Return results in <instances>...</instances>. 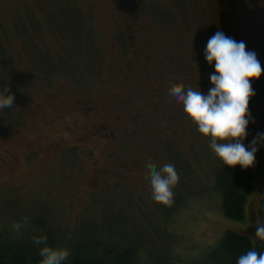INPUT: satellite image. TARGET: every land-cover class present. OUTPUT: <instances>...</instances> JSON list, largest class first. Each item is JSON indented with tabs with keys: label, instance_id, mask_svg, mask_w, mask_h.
Listing matches in <instances>:
<instances>
[{
	"label": "rangeland",
	"instance_id": "1",
	"mask_svg": "<svg viewBox=\"0 0 264 264\" xmlns=\"http://www.w3.org/2000/svg\"><path fill=\"white\" fill-rule=\"evenodd\" d=\"M117 3L0 0V87L15 97L11 116L0 109V235H46L50 246L72 251L80 243L96 257L114 245L128 246L141 264H205L226 230L252 227L255 235L264 146L251 166L245 218L225 216L220 182L228 165L182 104L170 102L169 87L208 91L215 69L203 50L218 30L243 40L264 68V3L124 0L123 20ZM130 26L138 30L133 61ZM39 55L48 63L45 71ZM251 79L255 122L248 125L246 144L264 131V73ZM70 96L95 98L99 111L63 121L51 105ZM93 122L114 128L116 145L90 135L85 125ZM55 138L62 150L50 144ZM94 160L106 170L96 169ZM132 160L151 163L153 170L175 164L180 178L173 203L153 200L147 168L132 179L117 168Z\"/></svg>",
	"mask_w": 264,
	"mask_h": 264
},
{
	"label": "clouds",
	"instance_id": "2",
	"mask_svg": "<svg viewBox=\"0 0 264 264\" xmlns=\"http://www.w3.org/2000/svg\"><path fill=\"white\" fill-rule=\"evenodd\" d=\"M264 3V0H261ZM204 57L215 71L209 74L211 87L207 92L201 88L182 89L172 83L169 97L172 104H182L183 110L196 124L197 130L210 138V148L226 165L253 166L256 153L264 146V131H258L249 143L248 125L255 122L249 101L255 95L251 78L264 73L261 61L254 50L246 48L243 40L226 35L223 30L209 37L204 48ZM14 94L0 87V109L14 105ZM150 177L153 200L163 204L173 203L174 187L179 174L173 163H165L153 170L151 163L145 165ZM255 235L264 241V219L257 218ZM46 235L33 237L42 259L39 264H64L70 255L67 247H53L45 242ZM236 264H264V251L255 248L241 254Z\"/></svg>",
	"mask_w": 264,
	"mask_h": 264
},
{
	"label": "trees",
	"instance_id": "3",
	"mask_svg": "<svg viewBox=\"0 0 264 264\" xmlns=\"http://www.w3.org/2000/svg\"><path fill=\"white\" fill-rule=\"evenodd\" d=\"M129 34L131 32H127V35ZM75 37L79 36L75 35ZM38 60L40 68L45 71L48 68V63L40 55ZM5 110L8 111V108ZM10 112H7V116L12 115ZM253 180L251 166L244 168L240 165H228L226 167L220 182L222 188L221 209L225 216L234 220L245 218L247 198L251 192ZM258 218L264 219V195L260 201ZM255 236L252 227L245 233L226 230L220 242L207 254L205 264H236L237 258L250 249L255 248L257 252L264 251V241L257 236L253 241L252 237ZM40 247L41 245H36L33 239L27 240L25 237H21L12 240L0 235V264H39L42 259L39 255ZM89 254L82 249L80 243H77V246L70 251L64 264H141L136 251L128 246L116 250L114 245V249L105 251L101 257Z\"/></svg>",
	"mask_w": 264,
	"mask_h": 264
},
{
	"label": "flooded vegetation",
	"instance_id": "4",
	"mask_svg": "<svg viewBox=\"0 0 264 264\" xmlns=\"http://www.w3.org/2000/svg\"><path fill=\"white\" fill-rule=\"evenodd\" d=\"M112 2L113 3L118 2L117 6H116L117 10L120 11L121 13H122V11H124V0H111V3ZM125 17L127 18L128 16L126 14H123L121 16V19L123 20ZM132 24L135 25L134 22H132ZM134 27L130 26L131 34L129 35V37L132 38V44L134 45V48H131L132 50H130V52H132L134 54V56L132 55L131 61H133V59H136V57H138L136 54V51H135V48H136L135 46L137 44V37H138L137 31L138 30L134 29ZM125 28L127 29L128 25H125ZM45 95H46V93H41L39 96V99H40V97L43 98ZM59 98H60V102H55L51 106H53L54 110L59 111V114L61 116H64L63 121L64 120L68 121V118L71 114L77 115L78 113L81 112L84 115L94 116L95 113L97 111H99V109H98L99 101H96L95 98H93V99L88 98L87 100H82V99L77 98L75 96H70L69 99H63L61 97H59ZM44 99H45V97H44ZM111 102L112 101L108 102L110 106L112 105ZM71 111H76L77 113H71ZM63 121H61V123H63ZM85 126H86V129L88 130V132L90 133V135L96 136L97 134H100L99 135L100 139L106 141V143H108V144H111L110 140L114 139L113 142H114V145H116L117 142L115 143V141L118 140L119 136H118L117 132H115V130H113L114 128L109 130L102 123H94V122L89 124V125L86 124ZM169 127L170 126H168V128ZM81 139H84V138H81ZM88 139H86V142ZM78 141H79V145L83 144L82 141H80V140H78ZM50 144L52 145L53 148H55V150H62L65 147L64 143L59 141L57 138L50 141ZM71 144H73V143H71ZM86 154L91 155L92 153L90 151H87ZM13 157L16 158L15 156H13ZM97 162H98L97 160H94L92 165L96 169H98L100 172H104L106 170L105 167H103V168L98 167ZM145 165H146V163L144 161L142 162V160H132L131 162H122V163L118 164L117 168H122L125 171V173H127L128 177H130L132 179L139 172H142L146 169ZM112 166H114V164H110V167H112Z\"/></svg>",
	"mask_w": 264,
	"mask_h": 264
}]
</instances>
